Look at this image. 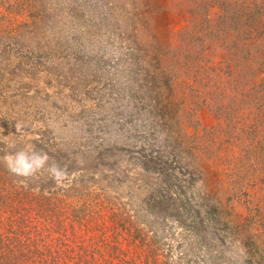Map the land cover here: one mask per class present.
Returning a JSON list of instances; mask_svg holds the SVG:
<instances>
[{
  "label": "rangeland",
  "instance_id": "374dc122",
  "mask_svg": "<svg viewBox=\"0 0 264 264\" xmlns=\"http://www.w3.org/2000/svg\"><path fill=\"white\" fill-rule=\"evenodd\" d=\"M169 133L188 194L219 203L205 236L187 206L184 225L148 206L158 176L131 150L158 156ZM21 151L46 162L14 173ZM16 231L8 264H264V0H0V235Z\"/></svg>",
  "mask_w": 264,
  "mask_h": 264
},
{
  "label": "trees",
  "instance_id": "16d2710c",
  "mask_svg": "<svg viewBox=\"0 0 264 264\" xmlns=\"http://www.w3.org/2000/svg\"><path fill=\"white\" fill-rule=\"evenodd\" d=\"M152 113L153 112H151V114ZM161 117L166 124V116L162 115ZM161 117L159 118L161 119ZM152 128L154 129V125H152ZM172 134L173 133H169V138H167V140L164 139L161 143V150L157 153L158 156H154L152 151L148 154V148L145 149V146H140L138 152L131 150L132 159L136 161L141 170L154 173L158 176L156 185L159 187L160 191L158 194L156 193L157 195L154 197L153 202L148 204L152 212L151 214L156 216L162 215V220L170 219L177 224L184 225L187 219L186 212L188 211L189 217L191 216L192 222L195 224L197 233L205 236L206 231H208V224H210L212 228L215 227L217 218L221 216L219 212V203L215 198L201 197L196 193L188 194L187 188L191 186L192 182L190 181L188 183L183 177L181 178L180 175L186 173L185 170L181 173H176L175 169L178 168V166H187L186 170L192 168L188 164L190 158L187 155H182L185 151L182 142L178 137ZM195 200H200V204L195 205ZM201 202L206 203L201 204ZM184 206L188 207L186 212H184ZM156 211L160 213V215H158ZM12 226L13 225H11V227ZM13 233L14 236H9L8 238H6L7 236L0 235V264H8L6 263V257L9 256L10 252H13L12 250L15 249L20 242L18 235H16L17 231Z\"/></svg>",
  "mask_w": 264,
  "mask_h": 264
},
{
  "label": "clouds",
  "instance_id": "9594fccd",
  "mask_svg": "<svg viewBox=\"0 0 264 264\" xmlns=\"http://www.w3.org/2000/svg\"><path fill=\"white\" fill-rule=\"evenodd\" d=\"M6 159H8V165L12 172L27 176L41 168L47 158L36 153L29 155L27 152L21 151L16 153L13 158ZM51 171L58 181L64 178V174L55 166Z\"/></svg>",
  "mask_w": 264,
  "mask_h": 264
}]
</instances>
